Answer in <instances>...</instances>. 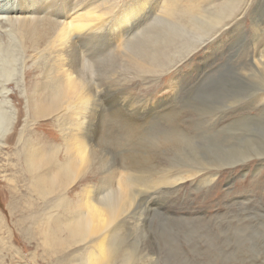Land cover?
I'll list each match as a JSON object with an SVG mask.
<instances>
[{
  "label": "rangeland",
  "instance_id": "rangeland-1",
  "mask_svg": "<svg viewBox=\"0 0 264 264\" xmlns=\"http://www.w3.org/2000/svg\"><path fill=\"white\" fill-rule=\"evenodd\" d=\"M141 1L83 0V4L82 0H0V16H4L0 18V84L7 70L12 72L14 79L6 86L8 97L0 94V108L7 113L0 128V264H81L76 256L83 245L77 244V239L71 247L67 244L68 237L58 241L51 239L55 225L62 227L68 219L66 206L62 200L59 202L60 193L67 203L81 188L80 183H75L64 193L56 190L61 184V178L56 177V169L67 157L66 132L63 129L71 120V113L66 111L79 104L63 98L67 87L66 74L84 79L94 91L97 102L107 110L119 104V100L114 98L116 94L113 96L112 80L120 77L134 81L129 85L126 97L149 103L160 101L162 110H182L172 115L176 119L172 120L179 124L203 121L214 115L230 118L222 125L224 132L218 131L221 126L214 132L201 131L200 139L196 140L197 145L191 151L193 155L188 154L190 160L200 163V166L202 162L206 166L208 163V168L214 164H226L225 170L221 174L214 170L196 176L187 175L174 189L162 188L155 198L156 203H146L150 210L144 212L139 228L127 232L124 242L137 251L141 260L138 264H241L240 260L244 264H264V242L261 243L264 240V235L261 236L264 234L261 228L264 224V158L258 156L264 155V106L261 107L264 104V67L261 71L256 69L259 60L264 61V0H246L243 15L235 17L233 26L226 30L227 33H222L224 36L218 43L207 44L194 59L172 69L160 79H143L138 75V68L125 64L130 61L120 54L125 49L122 46L124 37L114 41L108 53L96 54V57H90V53L99 49L93 43H78V52L74 55H56L54 46L59 43L53 44L52 38L57 36L62 23L71 20H68L69 15L73 18L84 12L83 16L89 15L96 20L111 17L122 20ZM165 1L153 0L150 5L163 9ZM226 1H214L215 16L220 14V8ZM117 24L123 26L122 22ZM36 26L42 28V32L39 28L33 31ZM72 43L76 46L74 39ZM208 57L209 61L205 62ZM64 69L67 71L63 72ZM124 73L129 74L128 77ZM2 88L0 85L1 91ZM108 90L112 92L108 93ZM111 120L110 116L104 115L100 126L102 130L108 128L116 138L117 143H114H119L118 152H132L143 162L153 155L151 157L160 160L165 169L177 162L178 159L172 160L169 152L161 150L158 140L175 135L171 129L161 131L157 128L167 127V119H137L134 123L136 130L133 131L132 127L119 128ZM137 130L139 136H132V132ZM115 149L118 150L117 146H108L111 155L116 154ZM241 154L252 158L242 165L238 159ZM108 165L106 162L105 169ZM213 173L218 177L209 179ZM106 175L104 170L98 172L94 184H100ZM38 176L47 179L42 191L34 180ZM117 176L114 184L119 187L117 184L122 179ZM210 180L211 183L207 184ZM216 182L218 192L209 194ZM123 189L128 195L129 190ZM137 199L148 202L146 195L139 194ZM241 220L256 230L247 235L243 233L242 238L246 239L239 243L245 244L243 250L246 251L227 250L228 245H235L238 241L232 234L234 230L228 231L224 243L216 240L217 246L209 249L210 243L204 235H212L219 226L226 228L228 223L234 225ZM144 221H147L146 226L141 229ZM190 226L197 228L198 233L188 239L186 235ZM249 245H253V249H247ZM61 258L67 259L58 261Z\"/></svg>",
  "mask_w": 264,
  "mask_h": 264
},
{
  "label": "bare ground",
  "instance_id": "bare-ground-1",
  "mask_svg": "<svg viewBox=\"0 0 264 264\" xmlns=\"http://www.w3.org/2000/svg\"><path fill=\"white\" fill-rule=\"evenodd\" d=\"M214 1L215 0H166L163 9H160L157 5H150L153 0H142L138 6L130 9L127 16L122 20L119 18L115 20L113 17L106 20H102L101 18L96 20V18H93L95 19L93 20L92 18H89V15H85L86 19H84V12L82 15H75L73 18L69 15L68 20H71L65 24L62 23L63 25L58 27V32L56 33L57 36H55V38L53 36L52 42L53 44L59 43L54 47L56 48V55L61 57L64 55L77 54L78 43H83L84 45H87L85 43H93V46H99V49L90 53V57H96V54L99 55L100 53H105L109 50L113 46L114 41L120 40L124 37L125 46H122L125 47V52L123 51L124 53L122 52L120 54L125 58L128 57L130 61L129 62L126 59L129 64H125L127 66H133L136 69L138 68L140 73L138 75H140L141 78L145 79L147 77L146 79L154 80L168 73L172 69L178 68L191 61L200 50L207 47V44L213 42L218 43L220 38L224 36L223 32L230 28V26H233L235 17L237 18V15H243L246 0H227L222 4V9L220 8L221 12L219 11L220 14L217 16H215L216 7L214 6ZM89 8L91 7L89 6ZM88 11H90V9ZM74 13H78V11ZM2 17L0 16V18ZM118 22H122L123 26L118 25ZM112 24H114V26H112ZM37 28L39 27L36 26L35 28H32V30L36 31ZM41 30L42 28H39V32ZM73 39L75 40L76 46L72 43ZM84 45L82 46L84 47ZM90 46H92V44ZM114 56L116 55L114 54ZM207 61H209V57L205 62ZM78 62H75L76 65ZM110 62L108 61L109 64L113 63ZM146 65L150 69L145 67ZM262 67H264V61L259 60V63L256 64V69L261 71ZM140 70H142V72H140ZM66 71L67 69H64L63 72ZM128 72H130V69ZM11 74L12 72L7 70L3 76L4 79H1V81H3L0 85H2L3 88L2 91L0 90V94L5 96V98L8 97L9 93L6 86L11 82H14L13 75ZM114 74L116 75V73ZM66 76L67 87L63 92V98L72 103L75 102L79 104L70 107L69 110L66 108V112L71 113L69 116L71 117V120L67 123L65 122L66 125L63 129L66 132L65 149L67 157L63 163L58 164L59 166L56 169V177L61 178V180L59 179L61 184L59 183L58 187H56L57 183L53 185L56 187V190L63 193L75 183H80L81 188L72 194V200L67 203L65 201V196L60 193L59 202L62 200L63 206H66L67 210L65 213L68 216V219L67 223L62 227L58 226V224L55 225L53 228V237L51 239L53 241H58V239L62 237H68L67 244L69 247L74 246L71 244L77 239V244L83 245L78 251L80 254L76 256L80 259L81 264H138L140 259H138L137 251H135V249L133 250L130 246H127L128 243L126 244L124 242V238L127 236L129 230V232H132L135 228H139L138 226L141 223V217H143L144 212H149L150 210V207H147L146 203L147 205L156 203L155 198L160 195L162 188L174 189L180 182H183L186 179L187 175L196 176L201 172H212L214 170H216L218 174H221V172L225 170L226 164H214L212 168H208L209 164L204 162L207 164L206 166L202 162L200 166L199 162H197L199 164H196L191 161V156L189 158L188 154H192L191 151L196 147V140L200 139L201 131L214 132L221 126L218 131L222 132L224 130V126L222 125L226 121L227 115L220 118L214 115L203 121H193L190 124L181 122L182 124H179L172 120V118H174L172 115L174 113L177 115L176 113H181L182 110H162V104L160 101L149 103L145 100L137 101V99L133 97H126L129 95V85L134 81H128V79L125 80L120 77H115L112 80V88L115 89L113 96L116 94L114 98L119 100V102L117 101L119 104L117 103L118 105H114L110 110H107L104 105L102 106V104L100 105V103L97 102L94 91L87 86L84 79H75L70 74H66ZM131 78H133L132 75ZM109 92L112 91L108 90V93ZM6 103L8 102L6 101ZM262 106H264V104H261V107ZM248 107L249 106H247V108ZM5 111L3 108H0V128L3 124L5 114H7ZM234 113L239 114L237 111ZM104 115H108V117L110 116L112 120H114L113 122L116 123L117 127L123 129L132 127V131L134 129L136 130V128H134V123L135 121H138L137 119H142V121L143 119L145 121L151 118L167 119V124H169L167 127L161 126L157 128H161V131L171 129L172 134L175 135L164 136L158 140L162 146L160 147L161 150H163V152H169L172 160L178 159L177 162L175 164L171 163L173 165L168 163L169 166L165 169V166L160 160H155L151 157L153 155L148 156L147 161L143 162L139 156L132 152L122 150V152H118L120 149L118 146L119 143L117 145L115 144L117 143L116 138L113 137L112 133L110 134V132H108V128L102 130L103 128L100 126V124L102 125V118ZM233 115L234 114H231V116ZM210 121L211 123H207ZM236 128L238 127L236 126ZM132 136H139V130L132 132ZM109 145H113L115 148L117 146L118 150H114L116 153L115 155H111V152L109 153ZM183 147L185 148L183 149ZM262 153L264 154V151ZM258 156L260 158L263 156L264 158V155ZM197 158H199V156ZM243 158H245V156L243 157V154L238 157V159H241L239 162L242 163V165L252 157L248 156L244 160ZM106 162H109L107 169H105L104 166ZM227 166L229 167V165ZM103 170L106 171L107 175L100 180V184L95 185L94 182L98 179V172ZM217 173H213L209 179L212 177L215 178ZM117 175L121 176L122 179L120 182L122 186L117 184L119 187H116L114 184V179L118 177ZM34 180L36 181L38 188L42 191L46 185L45 182H47V179L43 178V176H38V178H35ZM49 182L51 183V180ZM208 183H211V180L207 182V184ZM121 189H128L129 194L125 195ZM127 192L128 191H126V193ZM217 192L218 182L214 184V187H212L209 194H216ZM139 194L146 195L148 202L138 201L137 198ZM146 223L147 221L143 222L141 229L146 226ZM227 225L226 228H224V226H219L212 235L210 233L204 235L205 238H208L207 240L210 243L209 249H213L217 246L216 240H218L219 243H224L228 231L234 230V232L232 231V234H235V238H238V241L235 245H228L227 250L233 248V250L238 249V251L241 250V252L246 251L243 250L245 244L239 242L241 239H243V241L246 239L245 237L242 238L243 233L247 235L248 232L254 233L256 231L254 226L251 227L248 224L246 225V223L244 224L243 220L238 221V223L234 225L229 223ZM261 228L264 231V224ZM196 229L197 228L190 226L186 235L188 239H190L195 232L198 233ZM61 234H64V236ZM263 235L264 234L261 236ZM262 238H264V236ZM263 242L264 240H262L261 243ZM247 247V249H253V245ZM240 255L243 256L242 254ZM66 259L67 258H61L58 259V261L61 262ZM239 262L244 264L243 260H240Z\"/></svg>",
  "mask_w": 264,
  "mask_h": 264
}]
</instances>
